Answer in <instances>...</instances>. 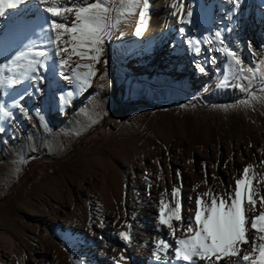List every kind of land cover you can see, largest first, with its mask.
Instances as JSON below:
<instances>
[{"label": "rangeland", "instance_id": "obj_1", "mask_svg": "<svg viewBox=\"0 0 264 264\" xmlns=\"http://www.w3.org/2000/svg\"><path fill=\"white\" fill-rule=\"evenodd\" d=\"M125 4L76 0L68 9L74 23L64 28L63 63L54 58L60 43L48 23L26 28L20 42H4L0 36V264H100L93 240L103 229L114 234L107 243L114 254L111 262L134 264L129 249L136 221L111 227L119 221V201L132 181L131 162L147 156L144 181L153 186L166 180L162 155L152 152L157 147L171 143L184 154L186 145H195L203 133L220 127L222 136H234L248 121L259 125L254 131L258 139L264 134V47L259 44L264 43V0L213 5L209 24L227 50L226 61L219 71L207 64L205 72L200 66L188 82L177 83L176 91L166 76L160 81L163 88H155L151 85L157 79L148 70L135 72L114 62L130 55L125 43L142 33L120 15ZM14 5V0H0V15ZM109 26L106 41L102 35ZM153 44L143 40L137 46L140 54ZM183 49L178 52L183 60L189 50L196 51L188 44ZM135 76L149 83H138ZM123 110L130 111L117 127L92 139ZM43 156L56 160L51 173L31 169ZM219 206L207 197L198 210L206 215ZM176 209L165 207L162 222L170 223ZM221 222L217 214L216 232Z\"/></svg>", "mask_w": 264, "mask_h": 264}, {"label": "bare ground", "instance_id": "obj_2", "mask_svg": "<svg viewBox=\"0 0 264 264\" xmlns=\"http://www.w3.org/2000/svg\"><path fill=\"white\" fill-rule=\"evenodd\" d=\"M14 1L16 5L0 15V36L4 42H20L26 36V28L48 23L60 43L54 54L60 61L66 50L63 48L64 28L72 21L68 9L76 0ZM219 2L126 0L120 15L127 19V24L131 21L135 29H142V33L134 41L125 43L124 48L131 49L130 55L114 58V62L116 60L121 68L130 66L135 72L139 67L140 72L148 70L157 79L151 85L155 88H163L160 81L166 76L174 81L172 89L175 91L179 89L177 83L188 82L191 73H196L200 66L205 67V72L209 70L207 64L212 66L211 70L219 71L226 61L227 50L209 24L213 5ZM111 29L109 26L104 31L103 40L108 41ZM143 40L154 43L145 55H141L137 47ZM186 44L194 45L196 51L189 50L183 60L178 52H182ZM259 44L264 47L262 40ZM238 61L251 72L248 64ZM185 63L186 69L182 68ZM133 79L149 83L137 76ZM198 85L197 82L195 86ZM194 98L195 95L190 96ZM129 111L123 110L108 118L92 139L111 132ZM261 111L264 117V109ZM258 127L249 121L242 122L234 136H222L217 127L198 136L195 145H186L184 154L171 143L155 148L152 152L162 155L166 180L159 179L153 186L144 181L148 174L147 156H139L131 162L132 181L119 201V221H113L111 227L121 228L136 221L137 228L131 234L133 246L129 249L134 264H264V134L261 139L255 136ZM159 168H155L157 173H160ZM249 173L252 179L248 178ZM179 180L180 185L177 184ZM207 197L217 199L220 206L203 215L198 204H203ZM172 205H176V212L171 222L165 224L161 212ZM217 214L222 218V228L218 232L212 227ZM113 238L111 230L103 229L99 238L93 240V254L100 264H113L114 254L107 250L110 248L107 243H112ZM179 248L185 253L181 254Z\"/></svg>", "mask_w": 264, "mask_h": 264}, {"label": "built area", "instance_id": "obj_3", "mask_svg": "<svg viewBox=\"0 0 264 264\" xmlns=\"http://www.w3.org/2000/svg\"><path fill=\"white\" fill-rule=\"evenodd\" d=\"M54 161L56 160L49 156L39 157L32 162L31 169L39 174L50 173Z\"/></svg>", "mask_w": 264, "mask_h": 264}]
</instances>
